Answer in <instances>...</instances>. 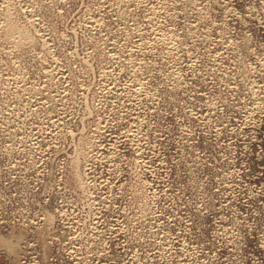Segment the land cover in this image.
Instances as JSON below:
<instances>
[{
	"label": "rangeland",
	"instance_id": "374dc122",
	"mask_svg": "<svg viewBox=\"0 0 264 264\" xmlns=\"http://www.w3.org/2000/svg\"><path fill=\"white\" fill-rule=\"evenodd\" d=\"M0 264H264V0H0Z\"/></svg>",
	"mask_w": 264,
	"mask_h": 264
}]
</instances>
